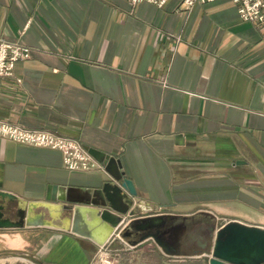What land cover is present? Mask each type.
I'll use <instances>...</instances> for the list:
<instances>
[{"label": "crops", "instance_id": "crops-1", "mask_svg": "<svg viewBox=\"0 0 264 264\" xmlns=\"http://www.w3.org/2000/svg\"><path fill=\"white\" fill-rule=\"evenodd\" d=\"M0 39L31 49L0 78V120L76 139L98 165L69 171L59 150L0 136L9 223L49 185L101 204L110 157L136 191L115 202L127 208L104 243L118 232L115 264H208L223 224L264 229V24L241 20L235 3L0 0ZM128 225L144 236L129 242ZM98 247L53 227L0 226V250L43 264H94Z\"/></svg>", "mask_w": 264, "mask_h": 264}, {"label": "water", "instance_id": "water-1", "mask_svg": "<svg viewBox=\"0 0 264 264\" xmlns=\"http://www.w3.org/2000/svg\"><path fill=\"white\" fill-rule=\"evenodd\" d=\"M88 152L96 156V151L89 149ZM115 163L118 171L112 170ZM104 165L113 180L103 185L104 200L101 204L93 203L95 206H89L88 201L84 199L69 198L66 187L49 185L43 200L29 201L24 209H15L20 217L19 222L9 223L8 217H4V211L8 208L11 210V205L0 204V226L53 227L90 239L99 246L103 245L109 235L123 223L124 214L127 213V208L120 210L115 206V202L126 199L123 191L131 196L136 193L132 182L124 177L119 160L108 157L105 158ZM1 196L4 195L0 194V199ZM55 200L62 203H55ZM134 214L135 211L128 212L130 216ZM131 226L124 227L121 235L134 243L144 235L139 233L130 238ZM8 255L33 264H43L32 253L24 250H0V258ZM208 264H264V229L239 222L223 224L216 232Z\"/></svg>", "mask_w": 264, "mask_h": 264}, {"label": "built area", "instance_id": "built-area-1", "mask_svg": "<svg viewBox=\"0 0 264 264\" xmlns=\"http://www.w3.org/2000/svg\"><path fill=\"white\" fill-rule=\"evenodd\" d=\"M131 4L148 2L158 7L163 6L168 0H127ZM218 0H181L186 6L194 3H212ZM237 5V14L243 21L264 24V0H230ZM31 49L17 42L0 39V78L12 77L16 62L29 58ZM20 82V79H17ZM0 136L14 142L57 149L62 153L63 166L69 171H88L96 167L95 161L85 151L82 144L73 138L56 133L29 129L11 122L0 120ZM98 166V165H97ZM118 232L114 233L111 242ZM98 247L94 264H115V257L108 249V243Z\"/></svg>", "mask_w": 264, "mask_h": 264}, {"label": "rangeland", "instance_id": "rangeland-1", "mask_svg": "<svg viewBox=\"0 0 264 264\" xmlns=\"http://www.w3.org/2000/svg\"><path fill=\"white\" fill-rule=\"evenodd\" d=\"M22 260V259H21ZM26 261V260H25Z\"/></svg>", "mask_w": 264, "mask_h": 264}]
</instances>
